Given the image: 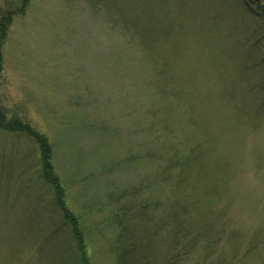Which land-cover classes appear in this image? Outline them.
Here are the masks:
<instances>
[{
  "label": "rangeland",
  "instance_id": "1",
  "mask_svg": "<svg viewBox=\"0 0 264 264\" xmlns=\"http://www.w3.org/2000/svg\"><path fill=\"white\" fill-rule=\"evenodd\" d=\"M247 1L0 0V107L48 138L90 264H264V0ZM21 132L0 130V264H77Z\"/></svg>",
  "mask_w": 264,
  "mask_h": 264
},
{
  "label": "trees",
  "instance_id": "2",
  "mask_svg": "<svg viewBox=\"0 0 264 264\" xmlns=\"http://www.w3.org/2000/svg\"><path fill=\"white\" fill-rule=\"evenodd\" d=\"M247 1V0H245ZM246 3L252 8V4L254 2L247 1ZM263 9V6H262ZM15 13L9 11L6 14L0 15V47L2 45V40L6 38L8 35V31L10 28V23ZM1 55V50H0ZM0 130L7 131V132H20L22 131L23 134H29L30 136L37 138V142L39 143V147L41 148V152L43 156V170L40 174L43 180H45L53 189L54 195L53 196V204L62 210L63 213L61 214L63 218V231L62 238L72 245L74 248L75 257L77 264H90L89 261V254H88V247H87V239L84 235V231L80 225V221L77 215L73 214V212L68 209L65 200V193L63 189V185L58 179L57 176H54V165L52 163V148L49 144L48 138L43 134H36L32 129L28 126L23 125L19 120L12 119L7 120L4 110L0 107ZM21 132V133H22ZM165 175L160 176V179H164ZM52 192V193H53ZM167 205V204H166ZM165 205V206H166ZM122 258H125V254L122 255ZM124 264V262H123Z\"/></svg>",
  "mask_w": 264,
  "mask_h": 264
}]
</instances>
